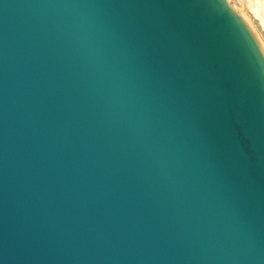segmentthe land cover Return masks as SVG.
<instances>
[{"label":"water","instance_id":"obj_1","mask_svg":"<svg viewBox=\"0 0 264 264\" xmlns=\"http://www.w3.org/2000/svg\"><path fill=\"white\" fill-rule=\"evenodd\" d=\"M0 264H264L252 16L0 0Z\"/></svg>","mask_w":264,"mask_h":264},{"label":"rangeland","instance_id":"obj_2","mask_svg":"<svg viewBox=\"0 0 264 264\" xmlns=\"http://www.w3.org/2000/svg\"><path fill=\"white\" fill-rule=\"evenodd\" d=\"M231 6L234 8H240L241 14L252 16L257 31L264 41V25L261 23L260 19L250 9L245 8L241 0H231Z\"/></svg>","mask_w":264,"mask_h":264},{"label":"bare ground","instance_id":"obj_3","mask_svg":"<svg viewBox=\"0 0 264 264\" xmlns=\"http://www.w3.org/2000/svg\"><path fill=\"white\" fill-rule=\"evenodd\" d=\"M245 8L250 9L264 25V0H241Z\"/></svg>","mask_w":264,"mask_h":264},{"label":"snow or ice","instance_id":"obj_4","mask_svg":"<svg viewBox=\"0 0 264 264\" xmlns=\"http://www.w3.org/2000/svg\"><path fill=\"white\" fill-rule=\"evenodd\" d=\"M229 2H231V0H229Z\"/></svg>","mask_w":264,"mask_h":264}]
</instances>
